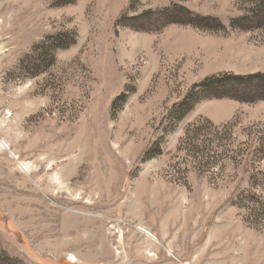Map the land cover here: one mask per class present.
<instances>
[{
  "label": "rangeland",
  "instance_id": "obj_1",
  "mask_svg": "<svg viewBox=\"0 0 264 264\" xmlns=\"http://www.w3.org/2000/svg\"><path fill=\"white\" fill-rule=\"evenodd\" d=\"M249 8L0 0V264H264Z\"/></svg>",
  "mask_w": 264,
  "mask_h": 264
},
{
  "label": "trees",
  "instance_id": "obj_2",
  "mask_svg": "<svg viewBox=\"0 0 264 264\" xmlns=\"http://www.w3.org/2000/svg\"><path fill=\"white\" fill-rule=\"evenodd\" d=\"M245 4H247L250 8L247 13L241 18H238L234 21L239 25H242L244 28H256V29H264V0H242ZM246 24L248 26H246ZM242 80L246 82H250L251 80L257 79L260 84L264 85V75H250L246 77H239L233 74H219L213 77L206 78L201 83L195 85L187 95V98L182 104V108L184 109L183 116L190 113L198 101H193V94L197 91L201 93H208L215 88L223 85L227 80ZM197 95V94H196ZM182 116V117H183Z\"/></svg>",
  "mask_w": 264,
  "mask_h": 264
}]
</instances>
